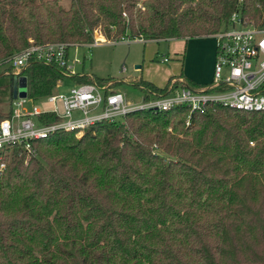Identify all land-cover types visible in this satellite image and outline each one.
<instances>
[{
  "label": "trees",
  "instance_id": "1",
  "mask_svg": "<svg viewBox=\"0 0 264 264\" xmlns=\"http://www.w3.org/2000/svg\"><path fill=\"white\" fill-rule=\"evenodd\" d=\"M66 1L0 0V76L14 81L8 62L30 40H187L226 29L232 13L264 28V0ZM19 76L34 102L67 78L40 63ZM132 84L144 96L167 86ZM32 146L36 157L16 148L0 159V264H264L263 113L135 111Z\"/></svg>",
  "mask_w": 264,
  "mask_h": 264
},
{
  "label": "built area",
  "instance_id": "2",
  "mask_svg": "<svg viewBox=\"0 0 264 264\" xmlns=\"http://www.w3.org/2000/svg\"><path fill=\"white\" fill-rule=\"evenodd\" d=\"M212 38L215 56L211 78L203 85L188 87L181 78H171L164 93L143 95L139 104L128 103L123 93L109 90L108 84L95 83H74L66 93L54 92L35 102L28 95L13 100L9 117L0 121V159L16 148L20 149V155L36 157V149L32 146L36 141L61 131L76 132L79 137L104 121L124 123V118L135 111L163 112L186 107L191 113L218 105L264 114V28L250 26L237 13H232L228 27L213 34ZM120 40V43L131 42ZM100 42L94 40L93 44ZM70 47L79 46L59 42L35 44L30 40V45L14 55L8 66L16 79L22 77L20 70L31 63L56 67L63 75L73 77L77 73L68 59ZM167 61L166 58L161 60ZM74 62L79 63L78 59ZM48 116H54L56 121L45 122ZM4 169L2 162L0 175Z\"/></svg>",
  "mask_w": 264,
  "mask_h": 264
},
{
  "label": "rangeland",
  "instance_id": "3",
  "mask_svg": "<svg viewBox=\"0 0 264 264\" xmlns=\"http://www.w3.org/2000/svg\"><path fill=\"white\" fill-rule=\"evenodd\" d=\"M60 5L67 8L68 2L61 0ZM99 36H101L99 33H94L93 36L94 40L101 41L98 45L86 44L68 49V59L71 62L72 70L77 74L82 73L107 81L108 89L123 93L128 103L139 104L144 95L133 86L134 80L141 78L152 82L156 86H160L166 74L170 73L172 78L186 80L183 77L185 72H190L193 69L192 61L185 62L186 53L183 50V42L179 43L181 40H176L177 42L173 45L179 43L178 54L182 53L183 58L177 56L182 58V60L180 58L173 59L174 56L169 51L171 41H131L120 43V40L117 43H112L113 39L107 42L102 36L100 38ZM197 39H200L206 45L215 43L214 39L209 37ZM162 58H166L168 61L163 63L161 62ZM75 59H78L79 63L74 62ZM7 69V67H0V73L3 75ZM66 77L64 81L58 82L54 92L66 93L73 87L76 82L72 81L70 76ZM26 97L25 88L16 87L12 77L0 76L1 118H7L13 100Z\"/></svg>",
  "mask_w": 264,
  "mask_h": 264
},
{
  "label": "crops",
  "instance_id": "4",
  "mask_svg": "<svg viewBox=\"0 0 264 264\" xmlns=\"http://www.w3.org/2000/svg\"><path fill=\"white\" fill-rule=\"evenodd\" d=\"M207 37L212 39V36H207ZM175 42L177 41L172 40L171 43L169 44V51L173 54L174 56L173 59L175 58L178 59L182 57V53L178 54V52L180 48L179 43L181 44L183 42V50L186 53L185 62L187 61L193 62V69L190 72L186 71L184 74L185 76H183V74L182 76L187 81L193 83L194 87L208 83L211 78L212 65L215 56V43L206 45L203 43V41L197 38L181 40L179 43L173 45ZM177 55L180 57H178ZM182 58L180 59L182 60ZM169 77H172V74L170 73L166 74L165 79L162 83H160V86H156L155 84L147 80L144 81L149 82L155 85L156 87L162 88L168 81Z\"/></svg>",
  "mask_w": 264,
  "mask_h": 264
},
{
  "label": "water",
  "instance_id": "5",
  "mask_svg": "<svg viewBox=\"0 0 264 264\" xmlns=\"http://www.w3.org/2000/svg\"><path fill=\"white\" fill-rule=\"evenodd\" d=\"M14 85L19 88H25L26 91V79L24 77H20L18 79L15 78Z\"/></svg>",
  "mask_w": 264,
  "mask_h": 264
}]
</instances>
